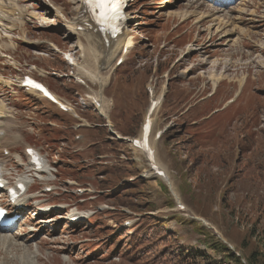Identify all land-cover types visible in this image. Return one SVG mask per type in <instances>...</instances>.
I'll use <instances>...</instances> for the list:
<instances>
[{"label": "rangeland", "instance_id": "obj_1", "mask_svg": "<svg viewBox=\"0 0 264 264\" xmlns=\"http://www.w3.org/2000/svg\"><path fill=\"white\" fill-rule=\"evenodd\" d=\"M10 1L16 3L13 8L25 10L20 20L14 19L17 15L11 17L15 26L10 34L6 35L0 26V77L8 82L0 83V112L12 116L15 129L9 144L0 147L3 175L14 185L16 180L31 174L25 154L29 146L39 150L56 171L49 180H37V184L29 186L26 205L19 210L18 225L7 232L21 245L0 244V264H26V246L32 249L33 245L40 248L37 264H42L51 252L58 257L48 259L46 264L54 259L55 264H60L63 255L65 260L72 259L70 264H202L224 259L221 247L213 249L214 242L233 248L245 264L250 253L257 251L252 264L264 263V89L251 90L253 84H264V60L262 65H253L251 56L257 48L247 39H243L238 51H225L231 41L207 37L208 25L200 26L202 16L198 15L204 11L231 14V9L216 12L211 4L193 0L195 8L189 10L191 13L183 11L176 18L174 14L188 0H127L128 21L123 31L127 32L126 40H130L128 52L123 55L119 45L115 55L106 54L112 56L109 63L105 60L99 66L87 55L90 45L82 33L70 34L59 12L43 10L58 7L66 19H71L79 0ZM255 3L257 14H264V0H247L244 5L233 6V11L239 7L249 10ZM45 13L48 18L42 20ZM0 15L6 16L2 12ZM181 17L187 22L180 24ZM257 18L255 23L264 26V19ZM198 28L205 30L199 32ZM198 51H211L216 57L204 59L196 56ZM120 57L124 61L116 65ZM71 61L84 70L71 65ZM96 72L106 81L93 80ZM70 73H77L97 93L110 84L105 112L111 113L113 121L120 115L119 107H125L129 99L135 101L139 110L135 116L136 138L142 135L138 128L150 105L147 88L153 91L152 100L164 95L150 115L153 130L172 124L167 116L173 115V108L181 114L186 110L182 115L191 137L180 135L165 140L166 134L156 144L152 127L149 135L150 145L156 149V161L171 177L169 182L177 197L167 182L153 176L142 151L130 143L123 148L131 152L133 176L117 171V167L126 169L121 166L126 158L120 154L108 156L111 162L120 160L111 164L118 177L109 180L103 168L97 174L90 151L85 149L87 136L85 141H78L76 150L75 131L71 133L65 127L67 120L69 127L75 121L37 92L20 86L22 76L28 74L52 91L70 93L71 87L80 88ZM243 75L247 81L241 89ZM226 76L231 78V90L226 89ZM115 89L121 93H115ZM212 90L213 96H200ZM230 95L236 96L219 109ZM41 110L50 117L51 124H57L48 127L47 134L42 129L45 118ZM123 116L124 121L129 118ZM196 145L191 158L200 157L201 163L194 164L192 160L188 164L184 158ZM3 147L7 150L2 151ZM231 157L241 173H237L231 184L235 187L223 202L221 187L224 191L230 172L231 178L235 174ZM239 157L244 162L237 161ZM191 164L196 166L189 172ZM144 168L147 176L137 177ZM103 174V178H97ZM193 176L201 182H195ZM47 186L52 189L46 191ZM177 200L185 205L184 211H180ZM0 203H6L2 194ZM40 206L51 210L35 215ZM72 213L79 216L76 221L70 219ZM201 218L210 227L198 220Z\"/></svg>", "mask_w": 264, "mask_h": 264}, {"label": "bare ground", "instance_id": "obj_2", "mask_svg": "<svg viewBox=\"0 0 264 264\" xmlns=\"http://www.w3.org/2000/svg\"><path fill=\"white\" fill-rule=\"evenodd\" d=\"M246 1L247 0H242L239 3H236L234 5V7L239 6L240 4L244 5V3ZM9 2H11V1L10 0H3V2H0V12L6 14V16L4 18H2L3 16L1 17V15H0V26H1V29H4L6 35L10 34L11 30L15 26L14 21L11 17L14 15H17V17L14 16V19L20 20L21 16L24 14V10H25L22 8H13V6L16 5V3L11 2V5H9L8 4ZM204 3H206V2H204ZM202 4H200V5L202 6ZM237 4H239V5H237ZM251 5H252V8L249 10H245L244 7H242V8L239 7V8L234 9V11H233V7H229V9H231V11H232L231 14H229V12L225 11V10H224L225 12L222 14H216V13L211 12V11L200 12V13H198L199 16L200 15L202 16L201 20H200L202 23L200 24V26H202L203 24L208 25V27H206L208 30V32H207L208 36L207 37H209L210 39L213 36H219V38L224 37L223 40H225L227 42L231 41V43L228 44L229 49H226L225 51H227V50L238 51L240 44L243 41V39H247L248 42L252 43V45L255 48H257V49H253L254 51H257V50L258 51H264V40H263L264 26L261 24L255 23L259 19V18H257V16L264 19V14H261V15L257 14V10L253 8V7H256V3L254 5L253 4H251ZM225 6H228V5H225ZM229 6H231V5L229 4ZM181 7H183V8L180 9ZM181 7L179 8V12L174 14L176 18L183 11H186V13H191L189 10L195 8V6H193V0H188V4H185ZM16 9H18V10H16ZM84 9H85L84 0H79L78 5L75 8V16H73L71 19H66L64 13L58 7L52 8V7L48 6V7H45L43 10H45V12H47V11L59 12V15H61V18H63L65 20L64 26H66V28L68 29V32H70V34H77L78 32L82 33V35L85 37L87 43L90 45V48H89L90 51H87L86 53H87V55L92 56V58L95 60V63L97 65L98 64L100 65V63L104 62L105 60L107 63H109V61L112 59V56H106V54L111 53L112 55H115L118 52L116 50L119 48V45H121V50L124 49L123 55H125L128 52L127 49L130 45V40L129 39L126 40L127 32L122 31L121 34L117 35L116 40L112 39L111 35H108V34L102 35L96 29L95 25L92 23L91 17L89 16V14L87 12H85ZM214 10H216V12L219 11V10H217V8ZM16 11L18 12L17 14H15ZM233 12H236V14H233ZM245 14H247V15L245 16ZM243 16H244V19H243ZM46 18H48L47 13H45V16H42V20L46 19ZM181 18L183 19L185 17H181ZM51 20H53V22H54L55 19H51ZM185 22H187V21L185 19H183L180 24L185 23ZM241 24L244 25L245 27H242ZM90 26H91V28H90ZM194 26H195V24H194ZM212 28H214L213 31H212ZM253 28H257V30H253ZM198 30H199V28H198ZM204 30H205V28H202L199 30V32L204 31ZM21 31L23 32V30H21ZM199 32H198V35H199ZM5 34H3V35H5ZM70 34H68V35H70ZM188 35H190V34H188ZM23 37H25V36L23 35ZM1 38H2V36L0 33V39ZM22 41H25L24 38L22 39ZM8 45L10 46L11 44L9 43ZM81 46H82V44H81ZM190 46H193V44H189V47ZM95 48H98L99 51H96ZM111 49H114V51H112ZM121 58H122V62H123L124 58L123 57H121ZM122 62H121V64H122ZM69 63L71 65L77 66L78 68L84 70L78 63H74L73 61H71ZM97 72L94 75L92 74L93 80H96L100 83L105 82L106 79H104V77L100 76ZM243 78L244 77H242L241 82H242ZM0 83L7 84L8 82L2 81V79L0 77ZM30 91H32V90H30ZM96 102L98 104H100V100L96 99ZM100 112L102 114H104L103 109L101 107H100ZM11 121H12V116H10L9 114L4 115V114H2V112H0V147H2L3 144H9L8 139L13 138V133H14L15 129H14ZM2 134H3V136H2ZM4 148L5 147H3L2 151L4 150ZM143 152L146 155L148 162L150 164H152L150 158H153L155 163L158 164L154 155H152L151 153H148L147 151H143ZM28 164L29 163H27V168H28V171L31 172V174L24 176L21 179V181L26 183V185H27V183H29V184L33 183L34 180H40V181L48 180L49 176H53V167L51 166V164L48 163L46 158H44L43 165H41V167L38 169L34 168V165H32V164H29L30 166H28ZM158 168H160V167L158 166ZM171 190H172L173 194L177 197L175 191L172 188H171ZM2 192H3L2 193L3 195H6V193L4 191H2ZM25 199H26V195L25 194L21 195L16 200L15 204H13L14 205L13 207H15L16 210H21L22 207L26 205ZM39 200L40 199H38V201ZM177 202H179V201L177 200ZM39 209H41V211L43 212V211L47 210L48 208H43L42 206H40ZM39 209L36 210L37 212L35 213V215H38V213L39 214L42 213V212L38 211ZM180 211H182V210H180ZM73 215H77V214L74 213V214H72V216ZM206 224H207V222H206ZM20 230H22V228H20ZM0 244L1 245H7V246L12 245L13 247H15L17 245H21L20 243L15 241V239L9 233H7V230H0ZM37 244L38 243H36V245ZM52 249L55 251H58V248L53 247ZM26 251H28V252L23 257L24 262L26 264H37L36 262L38 261V255L40 253V248L38 246L33 245V248L30 249L29 246L28 247L26 246ZM54 256L58 257V255L55 252H51L50 255H48L46 258H44V260L42 261V264H46L47 260L54 257ZM62 259H64V260L60 264H70L73 262L71 258L68 260H65L66 259L65 255L62 256ZM55 261H56V259H54L51 264H55Z\"/></svg>", "mask_w": 264, "mask_h": 264}, {"label": "trees", "instance_id": "obj_3", "mask_svg": "<svg viewBox=\"0 0 264 264\" xmlns=\"http://www.w3.org/2000/svg\"><path fill=\"white\" fill-rule=\"evenodd\" d=\"M119 111H120V115L116 116V122H118L117 123V127H119L121 129L122 133H124V134H129V133L133 134L137 130V122L138 121L135 118V116L139 113V110L137 108V103L135 101H133L132 99H129V100H127L126 106L122 107V108L120 107ZM123 114H125L126 116L129 117L125 121L121 119V117H124ZM105 134H106V129L100 131L99 133H95L94 131L93 132L90 131L91 137L92 138H95V137L96 138H101L102 139V141H101L102 143H104L105 140H106L104 138ZM95 144L97 145V147L95 149L96 151H100V148L108 146V144H104L103 146L99 144L100 147L98 148V143H95ZM92 152H94V150H92ZM117 154H120V151H116V150L113 149L112 155L116 156ZM127 157H129V154L128 155L126 154V159L123 161L124 164L122 165V167L125 166L124 168H126V169L117 167L116 169H117L118 172H120V173L127 172V174H131V173L134 172L133 162L132 161L126 162ZM184 159H186L187 163L189 164L191 162V160H190L191 159V154L188 153L185 156ZM115 161H118V160H115ZM194 166H196V165H193V164L189 165L188 166V171L190 172L192 169H194ZM95 168H98V170L100 168H103V169H105L106 175L113 176L114 178L118 177L116 169L111 168V165H109L107 163L99 162L95 166ZM112 171H116V173H114ZM233 171H235V174L232 176V178L230 176V178L227 180L228 184L225 186L224 191H223V186L221 187L222 191L220 190V193H222V197H223L222 201L223 202H226V201H224V198H226L227 193L229 191H231L235 187V185H232L233 186L232 187L231 184L237 178V173H241L240 172L241 170H238V169H235ZM110 172H112V174H110ZM196 178H197V176H193V180L194 181L197 180ZM197 181H200V180H197ZM214 190H215V187H214ZM224 208H225V206H224ZM225 210H226V208H225ZM212 246H214L213 247L214 250H218L219 247L222 248L223 252L225 253L224 259H222L220 261H209L207 263H202V264H245L244 261H243L242 256L240 254L237 255L236 252H234L231 249H229L226 245H224L222 243H220V245H219L217 242H214V243H212ZM256 253H257V251H252L250 253V255L246 259V263L247 264H252V260H254V258H256ZM261 264H264V263L262 262Z\"/></svg>", "mask_w": 264, "mask_h": 264}, {"label": "flooded vegetation", "instance_id": "obj_4", "mask_svg": "<svg viewBox=\"0 0 264 264\" xmlns=\"http://www.w3.org/2000/svg\"><path fill=\"white\" fill-rule=\"evenodd\" d=\"M206 52H207L208 57H213V54L211 53V51H200V53L202 55H204ZM173 104H175V103H173ZM174 110L175 109L173 108V111H172L173 115L172 116H170V114L167 116V117H171L172 124L168 123L167 129L165 130L163 137L166 136V134H168V135H167V138L165 140H170V139L176 138L177 136H180V135H186L187 137H191V132L187 130L188 122H187V120H184V116H183L186 110L185 109L183 110V113H182L183 115L180 112H178V113H177V111L174 112ZM193 122H195V121H193ZM90 129H91L90 131H92V132L94 131L95 133H99L100 131L106 129V134L104 137L106 140L104 143L101 142L102 141L101 138H97L96 140H93L90 143L93 146V150H95L97 147V145L95 143H98V148L100 147V145L103 146L104 144H108L109 150L111 153L113 152V149L116 151H123L127 155L131 153L128 150L123 148L125 145L127 146L128 142L125 140H121L120 137H118V138L113 137L111 135V132L108 129V124L106 122H94V121H92L90 124ZM134 134H136V131L133 134L129 133V135H134ZM197 147H198V145L194 146L190 150L189 153L192 154V152ZM190 160L191 161L193 160L194 164L201 163L200 157L194 158V159L191 158ZM238 160H241L242 162H244L243 158H241V157L237 158V161ZM231 165H233V158L232 157H231ZM233 166H235V169H236L237 166L236 165H233ZM225 168H227V167H225ZM239 170H241V169H239ZM230 176H231V172H230ZM230 176H228L227 178L229 179Z\"/></svg>", "mask_w": 264, "mask_h": 264}, {"label": "snow or ice", "instance_id": "obj_5", "mask_svg": "<svg viewBox=\"0 0 264 264\" xmlns=\"http://www.w3.org/2000/svg\"><path fill=\"white\" fill-rule=\"evenodd\" d=\"M85 4L90 8L99 12V21L101 23L108 22L114 18V14L118 11L119 4L117 0H85ZM35 87H41L40 85H35ZM3 212L0 210V215Z\"/></svg>", "mask_w": 264, "mask_h": 264}, {"label": "water", "instance_id": "obj_6", "mask_svg": "<svg viewBox=\"0 0 264 264\" xmlns=\"http://www.w3.org/2000/svg\"><path fill=\"white\" fill-rule=\"evenodd\" d=\"M203 222V221H202ZM204 223V222H203ZM205 224V223H204Z\"/></svg>", "mask_w": 264, "mask_h": 264}]
</instances>
